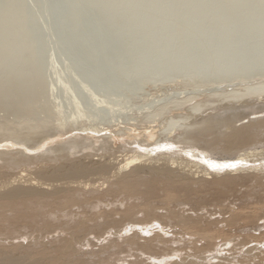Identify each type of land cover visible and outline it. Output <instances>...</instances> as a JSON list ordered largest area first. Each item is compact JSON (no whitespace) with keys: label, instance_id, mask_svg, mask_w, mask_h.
<instances>
[{"label":"bare ground","instance_id":"6f19581e","mask_svg":"<svg viewBox=\"0 0 264 264\" xmlns=\"http://www.w3.org/2000/svg\"><path fill=\"white\" fill-rule=\"evenodd\" d=\"M60 1L61 0H55V2L48 4L47 6H41L43 15H45L47 9L51 10L54 8L56 14L61 17L62 21L53 22L57 26L56 31L59 33L56 32L54 36L52 35L53 38L51 39L50 44H48L52 49L59 48L58 51L60 50V52H56V49L54 52H51L46 56L41 53L43 57L45 56L44 58H42L38 52H23L20 49V44L22 41L21 36H19L20 38L15 36L13 40L11 38L9 43L3 45L4 47L2 46L0 48V64L3 66V68L4 66L10 67L11 64H15L14 70L19 68H29L27 69L26 73L24 72V75H21L16 79H9L11 84L13 82V85L11 86L13 87L14 91L1 104L2 109L7 108L9 105H12L13 107L20 105L23 114H35L32 109L34 106L32 103L28 102L25 98L12 100V96L17 95L18 92L23 93L24 91H27V89H32L35 87L34 82H38L37 87L39 88L37 91L41 90V92H43L40 99L38 100V103L36 102L35 105L37 104V107L39 104V106H42L41 102H47L49 104L48 109L44 114V118L47 116H52V118L57 117L62 125L68 126L67 132L71 135L85 132L88 135L91 134L93 137L97 135L103 139L106 137H112L125 142L129 141V143L136 142L138 144V149H133L134 154L132 153V155L129 153L130 151L132 152V150L128 151L130 155L126 154L122 157V160L118 161L117 163L114 159L113 162H115L116 165L113 167L95 162L94 160L90 163H87L86 161H82L79 158H74L73 156L75 155L73 153L56 152L50 155L49 158L52 163H55V165L42 168L36 173L37 176H33L31 175L32 173H27L22 169L12 174L9 171L11 170V167L14 165L21 166L27 163L32 157L29 155H35V152H43L46 149L48 142L51 141L49 137L42 139L34 146H29L28 142L32 141L33 138L43 135L44 133H48L54 129V123L56 120H46L43 118L42 121H32L28 124L9 118L0 121V143L4 142L6 143L3 145L4 147L7 145V149L9 147L12 149L5 150L4 148H0V227H6V225L10 224L8 225V228L12 229L11 224L21 226L22 222L27 221L28 219L34 221L37 217H41L40 215H42L43 218L39 219L40 221H43V226L40 227L45 229V227L52 225L54 219L57 220L58 217L60 218V216L70 215L68 210L72 205L75 206V204L79 205L87 203L90 205L93 204L92 207L97 208V206L102 204V201H100V203L99 201H92V199L81 202V198H72V195L67 197L69 193H73L72 189L75 188V186H73L74 184L78 183V185L83 187H87L88 185L92 184L81 180L76 181L75 179L77 177H82L92 173H101L107 177H112L113 174L116 176L119 174L118 179L116 178V184L114 182V186L116 187L117 185L118 189L123 194H125L124 199L128 197L133 199L134 197L136 199L138 198L139 200H142L143 203H140H142V210L146 213V216L144 220L140 221V223H133L134 221H131L132 223L129 222L127 224V222L133 219V217L137 214V208L138 206L140 207V203L135 206L130 205L129 208L126 207V209L128 208L124 212V219L126 220L123 219V223L128 226L125 228L123 227L124 224L121 226L116 225L117 222L111 218V216L115 215L116 213L106 214L104 216L105 219L103 218L104 221H100L101 225L103 223L107 224L104 232L108 229V233H110L106 245L102 246V251H105L106 254H102L105 252L98 253V255H95L96 257H101L103 259H106L107 257L111 260L109 257L126 251L128 256H125L124 258L119 257L116 262L114 260L109 262L107 261L106 264L212 263L211 259L209 258V254L215 250L216 252H222L223 250L217 245V238L221 236L226 237V242L224 244L228 245L234 239V237L230 238L232 237L230 235L234 236L236 234H233L232 232L231 234L230 231H228V229L225 230L223 226H221L223 228L222 229L217 225V222L212 221L213 219H210L208 223H205L203 220L204 218L201 216L192 217L189 214L187 215L180 210L170 207V204L175 201H179V197H177L175 194L176 192L174 193V190L172 191L170 188L171 185L169 187L163 188L167 190L162 196L163 203H165L164 205H166L168 210L166 209L164 213H159L157 208L152 205V199H154L153 197L155 194L153 190L155 191L156 187L154 188L153 186V180H150L149 178L144 180L140 177V171H142L144 168L139 165L143 162H145V164H148L147 162H151L149 166L145 167L147 171H159L158 174H161L162 172L165 174L167 172L170 173V175L173 172L172 169L174 166L179 167L185 177L180 176L181 179L178 180V183H183V186H187L189 179L194 178L200 173H203L204 176H210L212 174L218 175L221 173H233L245 170L247 168H254L255 165H258L256 164L257 162L255 163L256 160L253 158L250 159V157L263 155L264 147H254V149L258 148L256 150L253 148V150H251L249 148L245 150L244 153H240L237 157H227L228 159H222V156L214 157V153L210 152L207 147H199L198 144L201 145L202 143L205 145H212L216 139L219 138L217 137L219 133L216 135L217 131L215 130L217 123L215 121H211V118L209 117L212 116H206L208 118H205L199 122L194 121L192 116L199 115V112L204 111V109L207 107L211 106L213 108L212 105H215L217 101L224 102V100H229L230 103H228V106H232L235 105V101L240 102L242 100L248 101V99L263 98L264 45H262L258 40L246 38L242 43L239 44L238 47L229 50L228 54L223 57H207L200 53H190L182 55V59L175 61V57L156 58L154 56L148 55L147 51L139 53L137 50L142 45L131 44L129 45L131 47V52L128 53L129 55L127 54L126 58H121V60L124 59L123 63L128 64L131 63L133 59H139L141 57L140 59L142 60V63H140L135 70H132V72H120L116 74L119 85L122 87L132 88L134 86H138V84H140L141 81H144V79L147 81L145 84H148L149 81L158 83L163 79L166 73H168L167 77L169 79H166L167 83L163 88L157 89L154 93L147 92L148 94L146 95L142 94V98L136 97L135 94L126 96L120 90L114 89L113 91H110L113 84L111 77L105 78L98 84L96 88L87 87L86 84L79 81L81 76L85 74L92 78L95 77V73L86 72L85 69L87 61L93 56L104 52L107 47H111V44L109 43L112 40H109L110 42H104L100 45L82 48L83 50L78 55L73 51H67L63 46L64 41H68L69 35L75 33L74 31H77L79 27L81 29L83 24L81 23L82 21H78L80 18L78 17L79 15L77 12L72 10L74 9L75 11H78L76 10V7H72V9H70V6H72L70 5L69 8L63 7L60 10H56L60 4L59 3L57 5V2ZM103 1L104 0H89L88 2L94 3H88L90 5L88 9H92L99 13L98 11L101 10L100 8L103 5ZM119 1L120 0H113L111 2L108 11L105 14V19L110 22L113 18H118L116 23L117 25H122V22L124 21V24L122 25L123 28L119 29L118 31L117 28L116 30L114 29L118 33H121L131 30L135 26V23L138 19L131 17L125 12L118 13L116 11V6L118 3H120ZM22 3L23 0H21V3L18 5V10H22ZM91 13L92 12H90V14ZM67 15H71V17L72 15H75L73 17H75L76 20L72 18V20H74L73 23L72 21H70L69 24L65 23L64 19ZM127 16H129V19L126 21ZM68 17L69 16L66 18ZM18 19L19 16L17 17L16 15L11 22H16ZM34 19V23H36L37 21L41 20V16H35ZM78 22H80L82 25H80ZM103 23H106V21H103ZM145 25L146 27L140 30L139 36L137 38L138 42L140 43L146 41L148 37H150L149 26L146 22ZM98 26L96 31H100L101 28L104 27L100 26V28ZM114 30L110 35L115 32ZM8 32L9 29L7 26L2 27L0 29V37L5 38L6 36H9L7 35ZM114 35H116V33H114ZM112 37L114 38V36ZM78 42L79 39H72L69 41V43H67V46L68 48L73 49L77 47L75 45ZM59 53H61V55H71L70 57L73 56V58H75V56H80L83 59L76 70L71 71V74L69 73L71 76L66 80L64 75L68 74L70 71L69 64H67L66 61H61L62 63L58 62ZM31 65H35V67H32ZM96 65L99 69L106 71L105 75H107V72L114 73L109 72L113 67L112 61L108 60L100 65ZM153 68H155L154 72L152 71ZM50 71L53 75L52 78H47V80L44 81L43 76L46 75L47 77V74ZM1 81L2 80H0V87L2 86ZM179 84H182L184 87H186V89L197 88L198 93L191 97L178 100L174 95H172L173 93L171 92H173L175 87H177ZM231 85H235L237 87L233 90L226 88H229ZM137 88L140 87L138 86ZM180 90H184V88H181ZM199 91L202 92L200 93ZM83 95H86V98L81 99ZM162 96H166L164 101H161V99H163L161 98ZM42 99H44V101ZM150 99L151 101L153 100V104L155 105H149L151 102ZM154 100H156L155 102L159 103H154ZM123 114L128 116L125 115L124 117H121ZM250 115L255 116L250 118ZM249 116H247L248 120L259 119L262 117L259 111L250 112ZM113 117L116 120H114ZM112 118L114 122H112ZM190 118L194 122H187V124L185 120L187 121ZM182 124H185V127L187 126L185 128L186 132H179L182 134H178V127L182 126ZM202 124L205 125L203 128V131H205L203 140L199 138L198 135H189L191 134L190 130L198 128V126ZM225 124L228 126V131H226L224 134H220V136L225 138L226 143H228L225 147V150L230 148L234 149L239 145L253 144L255 139L258 137V133H264V124L262 125L263 128L261 126L262 129L260 128L259 132L257 129L252 128L255 124L252 126L244 125L240 127L237 125L234 126L233 122L231 124L230 120H227L226 122L220 123L219 125ZM254 129L258 133L254 131ZM165 134L167 137H165ZM176 134L177 137L173 138V136ZM213 135H216V137L214 136L213 138ZM196 142L198 143L197 146L192 149L189 147L185 148L184 146L180 148L182 144L196 145ZM70 144H73V142H70ZM13 146L16 147V149H13ZM66 148L69 147L66 146ZM39 155H44V153ZM205 159H208L210 162L219 163L245 161L246 164H241L236 169H228L223 171L217 170L213 172L208 168L207 165L204 164ZM134 165L138 166H135L129 171V173H125L126 175L121 176V172L124 170H129V168H132ZM153 172L150 173L153 174ZM158 174L155 176H158ZM175 175L174 177L169 176V178L174 179L173 182H177ZM161 176L162 175L158 177ZM180 177H177V179ZM62 179H68V181H62ZM228 182L232 183L231 180ZM159 183H157L158 186ZM222 184H220V186ZM230 185L232 186V184ZM230 185L229 187H231ZM220 186L218 189L216 188L217 191H215V196H220L225 193V189ZM50 200H53V202L50 203ZM51 204H53V206H51ZM49 206L52 209H47V211L46 208ZM161 208L159 210H161ZM138 209L141 210V208ZM261 213L262 208L256 205L252 206L248 212H238L237 210L232 209L229 215L217 221L221 223L225 221L228 226L234 228L236 227L235 224H238L242 217L248 220H255L260 217ZM164 219H170L174 221L173 223H176L175 226L171 225L172 227H176V230L174 229L177 234L176 238H170L167 236L168 230L166 228L168 225L164 222ZM60 220L61 218L59 221ZM36 223L37 222L34 223L35 226H37ZM113 224L115 225L113 228H116L115 232L111 228ZM131 230L132 234L126 236L123 234L124 231L130 232ZM14 231L10 232L12 233ZM152 231L155 233L149 235ZM16 232L18 231H15L14 233ZM35 232L36 230L32 229L28 232H18L15 234V236H13L14 233L11 235L14 237V239H28L34 237V234L36 235L37 233ZM256 235L260 234L254 232L245 234L244 239H250V237H252V239L249 240L252 242L258 241V238L263 237L262 240H264V232L261 233L260 236ZM4 236L0 238L6 240L7 238H4ZM120 238L124 240H120ZM30 240L28 241L27 245H24L23 243L8 242L10 244L12 243L10 248L7 247V244L2 243V245H6L7 248L4 246L5 248L3 247V249H0V264H45L46 261H48L47 263L49 264H72L74 260L78 261L77 264H86V262H89L90 260H80L84 254L80 253V249L76 246L74 238L64 239V242L59 245L60 247L55 249L54 252H49L47 250V242H44V238L42 239L43 241L34 242V244H36L35 247L32 246L33 243L31 244L33 240ZM200 241H204V244L201 245ZM258 243H261V241ZM20 244H23L22 247H26L25 250L20 249L22 248ZM123 247L124 249L122 250ZM257 248L259 247L256 246V244L250 245L246 252V257L248 259H253L257 256L259 257L255 251ZM235 250H237V246L235 245L229 249V251L232 252L230 253L231 256L235 255ZM259 252L262 251L259 250ZM227 254L222 253V255L218 257L219 260L213 264H232L233 258ZM87 257L89 258L90 256L87 255Z\"/></svg>","mask_w":264,"mask_h":264},{"label":"rangeland","instance_id":"374dc122","mask_svg":"<svg viewBox=\"0 0 264 264\" xmlns=\"http://www.w3.org/2000/svg\"><path fill=\"white\" fill-rule=\"evenodd\" d=\"M88 1L89 0H61L60 2H57V5L59 3L60 4L56 8V10H60L63 7L69 8L70 5H72V6H70V9H72V7H76L77 9L76 8L75 9L78 11H75L74 9H72V10L74 12H77V14L79 15L78 17L80 18V20H78V21H80V22L82 21L81 23L83 24L82 25V24H80V22H78L80 25H82L81 29L79 27V29L77 31H74L75 33H72L69 35L68 41H66V42L64 41L63 46L65 47V49L67 51H73V52L77 53V55H78L83 50L82 48H88V47H92L94 45H100V44H103L104 42L112 40L111 42L109 41L110 42L109 44H111V47L113 49L111 47H107L104 52H102L101 54L93 56L90 60L87 61V65H86L85 70L87 73H95V77L92 78V77H89V75L85 74V75L81 76L79 81L86 84L87 87L96 88L98 86V84L101 81H103L105 78L111 77L113 84H112L110 91H113L114 89H116V90L122 91L126 96H131V95L135 94V96L139 97V98L141 97L142 94L146 95V94H148L147 92H151V93L153 92L154 93V92H156L157 89L163 88L167 83L166 79L168 78L167 77L168 73H166L164 75L163 79L161 81H159L158 83H156V82L154 83L152 81L151 82L149 81L148 84H145V83H147L146 79H144V81H141V83L138 84V86L140 88L148 86V87H146L147 89L143 88L147 91L140 89V88H137L138 86H134L131 88V87H122L121 85H119V83L117 81L118 79H117L116 74H118L120 72H123V73L130 72V71L132 72V70H135L137 68V66L140 63H142V60L140 59L141 57L140 58L138 57L139 59L135 58L136 60L133 59V61L131 63H128V64L123 63L124 59L121 60V58H126L127 54L131 52V47L129 45H131V44L132 45H142L137 50L139 53L147 51L146 44L149 40V37L146 41L141 42V43L138 42V40H137L139 33H140V30L143 29L144 27H146L145 22L141 21V20H137V22L135 23V26L131 30H129L127 32H121V33L119 32L118 33L117 31L119 29L123 28L122 25L124 24V21L122 22V25H117L116 23L118 21V18H113L112 21H110V22L105 19V14L108 11L109 6L113 0H104L103 5L100 8L101 10L98 9L99 13H97V11H94L92 9H90L92 11H90L88 9V7H90L89 4L94 3V2H88ZM53 2H55V0H23V3L21 4L23 6V8H22V10L21 9L18 10V5L21 3V0H0V29L4 26H7V28L9 29V32L7 34L9 36H6L5 38L0 37V48L3 45L9 43L11 38L13 40L15 36H18V37L21 36L22 41L20 44V49L23 52H27V51H29L31 53L32 52L33 53L38 52V54L41 56H42L41 53H43L46 56V55L50 54L51 52H54V50H56V49H57L56 50V52H57L59 48L52 49L48 44H50L51 39L53 38V36L57 32L56 31L57 26L53 22L62 21L61 17L56 14L54 8L51 10H48L47 9L48 7L46 8L47 11L45 12V15H43L42 14L43 13L42 8H41V6H47L48 4H51ZM116 11L118 13L124 12L120 8V3L117 4ZM90 12H92L93 14L92 13L90 14ZM16 15H17V17L19 16V19H18V21L12 23L11 21L14 19V17ZM35 16H37V17L41 16V20L34 23ZM67 16H69V17L66 18ZM67 16L64 19L65 23L69 24L70 21H72V23H73L74 20H72V18H74L76 20V18L73 17L75 15H72V17H71V15H67ZM128 19H129V16L126 17V21ZM103 21L104 22L106 21V23H103ZM97 26L98 27L104 26V27H102V28L100 27L101 30L96 31ZM116 28H117V31H115ZM113 30L115 31L114 33H116V35H114V33L112 35H110ZM57 33H59V32H57ZM112 36H114V38H116V39H114ZM110 37H112V38H110ZM72 39H79V42L75 45L77 47H75L73 49L68 48V46H67V43H69V41ZM106 44H108V43H106ZM117 45L125 46V47H120ZM47 46H49V47H47ZM115 46H117L118 48ZM120 51H122V52H120ZM58 52H60V50ZM58 55H59L58 62L62 63L61 61H64V62L66 61L67 64H69L70 71L68 72V74L64 75L65 80L67 78L69 79L71 76V75H69V73L71 71H75L83 59L80 56H75V58H73V56L70 57L71 55H68V54H62L61 55V53H59ZM44 57L42 56V58H44ZM182 57H183L182 55L175 56L174 60L178 61V60L182 59ZM108 60L113 62V67L111 68L112 70H110L109 72H114V73H108L107 72V75H105L106 71L99 69L96 64L100 65L103 62H106ZM14 66H15V64H11L10 67L4 66V68H3V66L0 64V80H2L1 81L2 86L0 87L1 88V92H0V121L8 119V118L14 119V120L20 121L22 123H26V124H28L29 122H32V121H42V119L44 118V114H45L46 110L48 109L49 104L47 102H41L42 106H39L40 104L38 105V107H37V104L35 105L36 102L38 103V100L40 99L41 94L43 92V91L41 92V90L37 91L39 88V87H37L38 82H34V85L36 88L33 87L32 89H27V91H24L23 93L18 92L17 95L12 96V100H18V99L25 98L28 102L32 103L34 105L32 109L35 112V114H32V115L23 114L21 111L22 108L20 107V105L19 106L17 105L14 107L12 105H9L7 108L2 109L1 104L14 91L13 87L11 86V85H13V82L11 84L9 79H16L17 77L24 75L26 73L27 69H29V68H27V69L26 68H19L17 70H14ZM31 66L35 67V65H31ZM152 71L154 72L155 68H153ZM51 73H52L51 71L48 72L47 77H46V75L43 76L44 81H46L47 78L48 79L52 78L53 75ZM169 77H170V75H169ZM143 85H146V86H143ZM182 86H183L182 84L181 85L179 84L177 87H175L173 92H171V93H173L172 95H174L175 98L178 100H181V99H184L187 97H191V96L196 95L198 93L197 88L186 89V87H184V86L182 87ZM179 87L184 88V90H180L181 88H179ZM236 87L237 86H235V85H231V86H229V88L228 87H226V88L229 90H233ZM132 90H135V91H132ZM199 92L201 93L202 91H199ZM165 97L166 96H162L161 98H163V99H161V101H164ZM84 98H86V95H83L81 97V99H84ZM158 99H156V100H158ZM42 100L44 101V99H42ZM156 100H154V103L158 104L159 102H155ZM150 101H151V99H150ZM228 103H230L229 100H224V102L223 101H217L216 104L214 103L215 105H212L213 108L211 106L207 107L204 109V111L199 112V115L192 116L194 121H198V122L202 121L205 118H208L206 116H212V117H209V118H211V121H215L217 123L215 130L217 131L216 135H217V133H219V135H217V137H219V138L216 139V141L212 145H205L204 143H202L200 145L196 142V145L182 144V146L180 145L181 146L180 148H182L184 146L185 148L189 147L190 149H192V148L196 147L198 144L199 147H207L210 150V152L214 153V155H213L214 157L222 156L221 157L222 159H228L227 157H237L240 153H244L245 150H247L249 148L251 150H253L254 147H259V148L264 147V133L263 134L258 133L261 126L264 124V97L263 98L261 97L259 99H248V101H243V100L240 102L235 101V105H232V106L231 105L228 106ZM149 105H155V104H153V100L150 102ZM222 106H224V107H222ZM253 111H259L260 115L262 117L259 119L248 120L247 116H249L250 112H253ZM125 115L126 114H123V115H121V117L122 116L124 117ZM126 116H128V115H126ZM250 116L249 117L252 118L255 115H250ZM40 117H42V118H40ZM117 117H119V116H117ZM244 117H245V119H244ZM113 118L111 119L112 122H114ZM212 118H213V120H212ZM44 119L56 120V122L54 123L55 128L52 129L48 133H44L43 135H40L38 137L33 138L32 141L28 142V145L34 146V145H36V143H38L39 141H41L42 139H44L46 137H49L51 141L48 142V145L43 152L38 151L39 153L35 152V155L34 154L29 155V156H32V157L34 156V157L33 158L31 157V160L28 161L27 163H25L21 166L14 165L13 167H11V170H9V171L12 174H14L17 171L22 169V170H25L27 173H30V174L32 173L31 175L35 176L36 173L39 170H41L42 168H46V167H50L52 165H55V163L54 162L52 163V161L49 158H50V155H52L56 152L73 153L75 155V156H73L74 158L75 157L79 158L80 160L86 161L87 163L88 162L90 163L91 161L94 160L95 162H99L101 164H105V165H109L110 167H113L116 165L115 162L117 163L118 161L122 160L123 156H125L126 154L132 155V153L134 154L133 149L134 150L138 149V144L136 142L135 143H131V142L129 143V141L125 142V141H121V140H118V139H115L112 137H110V138L106 137L105 139H103L97 135L93 137L91 134L88 135L85 132H81L79 134L75 133V135L74 134L71 135V134H68V132H67L68 126L62 125L59 122L60 120L57 117L52 118V116H47ZM114 120H116V119L114 118ZM189 120H192V119L190 118L187 121L185 120V122L186 123L187 122L188 123L194 122L193 120L192 121H189ZM227 120H230L231 124L233 122L234 126L237 125L240 127L244 126V125L245 126H252L253 124H255V125H253L252 128H255L258 130V132H257L254 129V131H256L258 133V137L255 139L254 143L253 144L239 145L238 146L239 148L236 147L234 149L230 148V149L225 150V147L228 143H226L225 138L223 136H220V134H224L226 131H228V126L226 124L225 125H219V124L226 122ZM202 125L198 126V128H194V129L190 130L191 134H189V135H191V136L198 135V137L203 140V137L205 135V131H203V128L205 127L206 123H205V125L204 124H202ZM224 126H225V128H224ZM263 126H262V128H263ZM186 127H185V124H182V126L178 127L179 128L178 129L179 131H177L178 134H182V133L186 132L185 131ZM263 130H264V128H263ZM179 132H182V133H179ZM216 135H213V138H214V136L216 137ZM165 137H167L166 134H165ZM176 137H177V134L175 136H173V138H176ZM70 142H73V144H70ZM4 144H6V143H4V142L0 143L1 149L4 148L5 150H8V149L12 150L11 147H9L7 149V145H5V147H4L3 146ZM66 146H68L69 148H66ZM13 149H16V147L13 146ZM256 149H258V148H255L254 150H256ZM130 150H132V152ZM49 151H52V152H49ZM128 151H130L129 152L130 154L128 153ZM41 153H44V155H39ZM116 157H117V161H116ZM252 158L254 160H256L255 163L257 162L256 164H258V165H255V167H257V168H255V167L250 168V169L247 168V169L239 171V172L221 173L218 175L212 174L210 176L209 175L204 176L203 173H200V174H197L194 178H190L188 183H187L188 184L187 186H183V183H180V182L178 183V180L181 179L182 176L185 177V175H183V172L181 171V169L179 167L174 166V168H173L174 170L172 169L173 174L171 173V175H170V173H167V172L164 174V172L161 173V171H160L161 174H158L159 171H155V172L150 171V170L147 171V169L145 167L149 166L151 164V162H147L148 164H145V162H143L144 164L141 163L139 165L145 169V170L143 169L142 171H140V175H141L140 177L143 178L144 180L148 179V178L150 180H153L152 181L153 186H154V188L156 187L155 191L153 190V192L155 194L153 197L154 199H152V203H153L152 205L155 206V208H157V211L159 213H164L167 209L166 205H164L165 203H163V200H162V196H163V194H165V191L167 189L165 190L163 188L169 187L171 185L170 188L172 189V191L174 190L173 191L174 193L176 192L175 194L177 195V197H179L178 198L179 201L173 202L172 204H170V207L175 208L177 210H180L181 212H183L187 215L189 214L192 217H200L201 216L202 218H204L203 220L205 223H208V221L210 219L211 220L213 219L212 221L217 222L218 226H220V227L223 226L225 230L228 229V231H230V233L232 232L233 234H236L234 236L230 235V236H232L230 238L234 237V239L228 245L224 244L226 242V237L221 236V237L217 238V240H216L217 245L220 246L221 249H223V250H222V252H216V250L212 251V253L209 254V258L211 259L212 263L207 262L208 264L216 263L219 260L218 257L221 256L222 253L223 254L228 253L227 255L233 258L232 264H264V259H263L264 258L263 257L264 256V254H263L264 253L263 252L264 251V243H263L264 240H262L263 237L258 238V241H252V242L249 241L250 239H252V237H250V239L249 238L244 239L245 234H249V233L254 232L257 234L259 233L261 235V233L264 232V217H262V216H264V154L259 155L257 157L251 156L250 159H252ZM114 159H115V162H113ZM135 166H138V165H134V166H132V168H129V170H127L128 172L125 170L123 172H121L122 173V174L120 173L121 176L126 175L125 173H129V171L132 170ZM149 171L153 172V174H151ZM178 172H180V173H178ZM156 174H158V176H160V175H162V176L161 177L155 176ZM177 174H179V175H177ZM174 175L176 176L175 179L177 180V182H173L174 179L169 178V176L174 177ZM115 176L116 175L113 174L112 177H110V176L107 177L104 174L102 175L101 173H97V174L92 173V174H88V175H85L82 177H77L75 179L76 181L81 180V181L89 182L90 184L91 183L92 184L88 185L87 187L80 186V185H78V183H76L77 185L74 184L73 186H75V188L72 189L73 193L72 192L69 193V195L67 197L72 195V198L73 197L74 198L78 197L79 199L81 198L80 199L81 202L82 201H89L92 199H93L92 201H94V200L99 201V202L102 201L101 205L97 206V208L92 207L93 204L90 205L87 203L86 204H79V205L75 204V206L72 205L70 207V209L68 210L70 212V215L60 216V218H61L60 221H59V219H60L59 217L57 220L54 219V222L52 223V225H55V226L51 225L52 226L51 227L49 225L50 227L49 226L45 227V229L40 227V226H43V223H42L43 221H40V219H39V218H41V219L43 218L42 215H40L41 217H37L36 219L34 218L35 219L34 221L37 222L36 223L37 226H35L34 221L29 220V219L27 221L22 222L21 226L16 225V224H11L12 229L8 228V225H10V224L6 225V227L2 226V227H0V228H2V229H0V231L2 230L0 232V237H3L4 235H6V236H4V238L6 237L8 240L7 239L4 240L3 238H0V242H1L0 243V249H3L4 246L6 247V245L3 246L2 243L7 244V247L10 248L12 243L10 244L8 242L23 243L24 245H27V243L30 239H31L30 241L33 240L31 242V244L33 243L32 246L35 247L36 244H34V242L43 241L42 239L44 238V242L45 243L47 242L46 243L47 248H48L47 250L49 252H54L55 249L60 247L59 245H61L64 242V239L74 238L76 246L80 249V253L84 254L80 260L85 261L86 259H90L89 262H86V264H104V263L106 264L107 261L109 262L111 260L112 261L114 260L116 262V260L119 257L124 258L125 256H128V253L126 251H123L122 253H119L118 255L116 254L112 257H109V258H111V260L108 259L107 257H106V259L105 258L103 259L101 257L95 256V255H98V253L105 252V251H102V246L106 245V243L109 239V236H110V233H108V229L104 232L105 228L107 227V224L103 223L101 225V223H100V221H104L103 220L104 216L108 213H113V214L116 213L115 215L111 216V218L114 219L115 222H117V224L115 223L116 225L121 226L124 224L123 223L124 220H126V219H124L125 218L124 212L130 207V205L135 206V205L139 204L140 202H142V200H139L138 198L136 199L134 197H133V199L129 198V197L124 199L125 194H123L118 189L117 185H116V187L114 186V182L116 184V181L119 177V174L116 177ZM177 177H180V178L177 179ZM106 179H107V182H106ZM156 180H157V182H156ZM230 180L232 181V183L228 182ZM62 181H68V179H66V180L62 179ZM157 183H159V186L157 185ZM160 184H162V185H160ZM220 184H222L223 186L222 185L220 186ZM230 184H232V186ZM172 185H174V186H172ZM229 185L231 187H229ZM160 186L161 187L163 186L162 187L163 190L161 189ZM219 186L223 187L225 189L224 190L225 193L220 195V196H215V194H216L215 191H217L216 188L218 189ZM227 186H228V188H227ZM117 193H119V194H117ZM51 202H53V200H50V203ZM142 203L139 204L140 207L138 206V208H141V210H139L137 208V210H138L137 214L133 217V219H131L129 221L127 220L128 221L127 224L129 222L132 223L133 221H134L133 223H135V222L140 223V221L145 219L146 213L142 210ZM255 205L262 208V213H261L260 217H258V219H255V220H248V219H244V217H242V219L239 221V223L235 224V226L237 228L236 227L231 228L230 226L227 225V223H225V221L222 223L217 221V220L223 219L224 217L229 215L230 212L232 211V209L237 210L238 212H240V211L241 212H248L252 208V206H255ZM51 206H53V204H51ZM126 207H128V208L126 209ZM161 207H163V208H161ZM164 207H165V210H164ZM160 208H161V210H159ZM47 209L50 210L52 208L49 206L48 208H46V210ZM44 212H45V210H44ZM64 216H66V217H64ZM63 218H66V219H63ZM119 220H121V221H119ZM164 222L168 225L166 228L168 230L167 236H169L170 238H176L177 237V234L175 232L176 227H172V226H175L176 223H173L174 221H172L170 219H164ZM25 223H27L28 225ZM169 224H170V226H169ZM15 226H17V227H15ZM38 226H39V228H38ZM114 226L115 225L113 224V226L111 228L115 232L116 228H113ZM127 226L128 225L124 224L123 227L126 228ZM56 227L57 228L60 227L62 229H60V228L57 229ZM229 228H230V230H229ZM3 229H4V232H3ZM13 229L15 231H18V232H28V231L33 229V230H36L37 233L35 232L36 235L34 234L35 238L32 237V238H28V239H26V238L14 239L13 236H15V234L18 232L14 233L15 231ZM25 230H27V231H25ZM40 230H42V231H40ZM49 230H51V231H49ZM258 230H260L261 232ZM10 231H14V232H12V233H14V235ZM125 232L126 231L123 232V234L125 236L132 234V230L130 232H126V233ZM152 233L154 234L155 232L152 231L151 234H149V235H152ZM238 235H240V236H238ZM260 235H256V236H260ZM187 236H189V235H187ZM1 239H3L4 242ZM34 239H35V241H34ZM228 239H229V237H228ZM120 240H124V239L120 238ZM259 240L261 241V243H258V242H260ZM255 242H257V243H255ZM23 244H20L21 247ZM200 244L203 245L204 241H200ZM252 244H254V245L256 244V246L259 247V248H257V250H255L257 252V254L259 255V257L258 256L256 258L254 257L253 258L254 260L252 258L248 259L246 257V252H247L249 246ZM234 245L237 246V250H235V255L231 256L230 253H232V252L229 251V249L234 247ZM25 248L26 247L23 246L20 249L25 250ZM49 248H50V250H49ZM123 249H124V247L122 248V250ZM259 250L262 252H259ZM213 252H216L217 254L213 253ZM102 254H106V252L102 253ZM87 255L90 257L88 258ZM175 258H177V257H175ZM74 261L72 262V264L78 263V261H76V260H74ZM47 262L48 261H46L45 264H49Z\"/></svg>","mask_w":264,"mask_h":264},{"label":"clouds","instance_id":"9594fccd","mask_svg":"<svg viewBox=\"0 0 264 264\" xmlns=\"http://www.w3.org/2000/svg\"><path fill=\"white\" fill-rule=\"evenodd\" d=\"M149 26L147 54L223 57L246 38L264 45V0H120Z\"/></svg>","mask_w":264,"mask_h":264},{"label":"snow or ice","instance_id":"6c2138e0","mask_svg":"<svg viewBox=\"0 0 264 264\" xmlns=\"http://www.w3.org/2000/svg\"><path fill=\"white\" fill-rule=\"evenodd\" d=\"M204 164L208 166L210 170L213 172L220 170H228V169H236L241 164H246L245 161H239V162H225V163H219V162H210L208 159L204 160Z\"/></svg>","mask_w":264,"mask_h":264}]
</instances>
